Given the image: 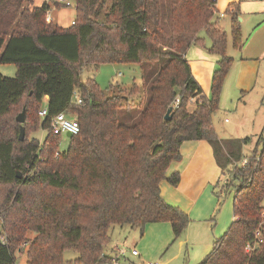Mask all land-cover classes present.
Segmentation results:
<instances>
[{
	"label": "trees",
	"instance_id": "1",
	"mask_svg": "<svg viewBox=\"0 0 264 264\" xmlns=\"http://www.w3.org/2000/svg\"><path fill=\"white\" fill-rule=\"evenodd\" d=\"M73 3L75 19L59 27L45 20L46 2L0 0V63L16 67L13 77L0 73V194L8 183L29 186L22 187L29 189L26 194L10 188L1 196L0 264H12L16 253H25L27 264H62L66 249L77 254L72 264L104 263L116 224L142 228L167 221L178 238L188 216L162 198L160 181L178 182L177 171L166 172L189 139L210 143L221 176L228 174L221 186L233 191V218L198 264H264V130L241 164L249 138H219L211 125L232 62L225 30L214 20L215 1ZM230 25L233 44L241 47L234 9ZM202 29L208 50L218 55L212 98L203 95L185 55L191 44H202ZM108 62H136L141 84L108 95L93 78L80 79L84 67ZM74 90L82 103H76ZM133 95L138 102H130ZM44 96L48 113L42 118L37 103ZM175 97L179 103L164 119ZM190 97L194 104L188 109ZM16 106L25 107L22 140L15 119L20 111L13 116L17 133L8 132L4 122ZM132 106L134 112L126 115ZM60 111L79 124L61 152L60 134L49 128L50 117ZM39 124L49 129L43 141L29 137ZM258 228L263 240L247 251ZM27 230L34 232L31 238Z\"/></svg>",
	"mask_w": 264,
	"mask_h": 264
},
{
	"label": "rangeland",
	"instance_id": "2",
	"mask_svg": "<svg viewBox=\"0 0 264 264\" xmlns=\"http://www.w3.org/2000/svg\"><path fill=\"white\" fill-rule=\"evenodd\" d=\"M66 0H32L35 6H40L42 3L47 2L49 4V12L52 17L50 25L59 26V27H68L71 25V21L75 19V7L73 0H67L69 4H65ZM225 5L220 7L217 6V13L214 17V20L225 30L226 33V46L225 52L232 58L231 65L226 72L224 79L222 80L220 90L217 97V107L214 110L211 116V125L214 128V131L218 136L224 135L225 137L231 138H244L248 137L249 141L242 148V156L248 157L249 154L255 148V141L258 134L264 130V58L258 57V51L251 46L255 43L256 40H253L257 35V22L261 19L262 14L257 9H246L252 8L253 1H250L245 5H241L240 0H223ZM26 2V1H25ZM24 2V3H25ZM28 3V2H27ZM30 3V2H29ZM33 4L29 5L32 6ZM237 5V9H235ZM234 14L237 17L238 24L240 27V35L242 40L241 47H236L233 44L231 37V18ZM220 12H223L224 15H219ZM220 16V17H219ZM198 36L202 39V44H197L191 48L186 57L192 69L196 74V79L200 86L202 87L203 95L207 98L213 97L212 91V75L214 70L217 68L216 58L218 55L212 54L208 50L209 39L202 29L198 32ZM203 48L206 53V58H201L198 53V49ZM16 67L13 63H0V73L7 77L15 76ZM87 78H93L106 94H116L122 93L125 87L131 86L132 82L136 84H141V76L139 65L136 62H119V63H101L99 65H89L83 68L80 75V79L86 80ZM145 92L147 93V87ZM130 102L136 103L139 101L140 97L132 96ZM193 101L188 100L187 105L188 109L193 108ZM39 108L46 106L44 99L37 103ZM20 111V106H16L11 113L4 120L6 122V129L8 132H16V124L14 122L13 116ZM134 112V107H130L126 110V115H130ZM226 119V120H225ZM40 122V120H39ZM17 133V132H16ZM49 133L48 127L41 126L40 124L33 129L29 137L37 138L39 141H43L44 138ZM25 138V131H24ZM69 138L65 133L59 135V140L57 142V150L63 151L67 148ZM259 149L260 146L256 145ZM22 176V173H20ZM166 179V178H164ZM166 181L170 183L167 179ZM171 184V183H170ZM3 193L0 194V200L6 195L7 190L10 188H18L23 190L26 194L28 190L23 189V186L17 183H8L2 186ZM37 187H45L44 185H39ZM2 196V198H1ZM221 203L215 213V216L212 220L211 232L213 233V240L221 236L226 229L228 228L232 218V200L233 192H229L226 195H222ZM264 204V198L262 200ZM197 222L193 224V228L190 226L188 229H185L180 236L172 240L170 238V243L173 245L176 244L179 238L187 237L190 240L192 247H198L201 242L199 240V230L196 226ZM148 225V224H147ZM120 225L116 224L110 229V234L113 237V240L123 241L125 243H119L117 246L120 249H124L128 255L127 258H130L128 246L132 240V233L138 231L137 236L141 232V237L139 243L141 246H148L146 252L150 255L152 252L156 251L158 247H149L148 245V227L146 226L145 234L144 228H129L120 229ZM123 227H128L127 224ZM143 229V230H142ZM1 231V227H0ZM115 234L118 239H115ZM26 236L32 237L34 232L27 230L25 233ZM212 236V234H211ZM211 236L209 240H211ZM214 241H212L213 244ZM190 244L188 245L190 247ZM211 244V246H212ZM166 244L164 248L167 246ZM137 246L139 247L138 243ZM129 247V248H128ZM25 249V248H24ZM139 253V252H138ZM142 254V253H141ZM76 252L72 249H66L63 251L62 264H72V260L76 257ZM137 257V256H135ZM152 260V259H150ZM27 258L25 253H16L15 259L12 264H27Z\"/></svg>",
	"mask_w": 264,
	"mask_h": 264
},
{
	"label": "crops",
	"instance_id": "3",
	"mask_svg": "<svg viewBox=\"0 0 264 264\" xmlns=\"http://www.w3.org/2000/svg\"><path fill=\"white\" fill-rule=\"evenodd\" d=\"M252 1V8L247 7L246 9H257L256 11H259L262 14V17L256 24L257 31L255 32V35L257 36L253 39L256 41L251 46V49L253 50V48H255L258 51V57L264 58V0ZM226 2L227 1L223 2V0H216L215 6L216 8L217 6L220 7V5L224 6ZM239 2L241 7V5L250 1L240 0ZM243 8H245V5ZM221 13L223 12H220V16ZM207 44L208 46L210 45V40ZM194 46L198 45L191 44L187 48L185 55L188 54ZM197 51L201 58L207 59L205 56L207 51L203 48L198 49ZM216 61H218V57L216 58ZM189 65L192 75L196 79V74L194 73L190 62ZM43 99L46 103L47 96H44ZM218 137L222 139L231 138L225 137L224 135ZM173 171L179 173L178 182L176 184H170L166 179H162L160 181V194L168 204L178 207L187 214L188 222L185 229H188L189 226L191 228L193 224L197 222L196 226L199 230V240L201 243L197 245L198 247L194 248L187 237H181L176 244L173 245V243H170L169 241L170 238L175 240L169 222H149L143 226L144 234L146 232V226H149V233L147 235L148 245L149 247L158 248L155 252L153 251L152 254L149 255L146 252L148 246H141L142 244L140 245L139 243V239L142 235L141 232L136 239L138 231L137 233L134 231L131 235L132 240L128 246L135 247L139 253L137 257L129 254L131 256L130 258H127L126 255L128 254L126 253L125 258L128 259L129 262L138 263L152 259L159 260L161 264H198L212 248L211 244L212 241H214L213 233L210 229L212 228V220L221 203L222 195H226L232 191V187L224 188L221 186V183L225 182L227 179L228 174L221 176V170L214 157L212 146L205 139L184 140L180 145V158L170 163L166 175H169ZM129 228L130 227H120L121 230H129ZM209 236H211V240H209ZM115 239H118L116 234ZM119 243L125 242L124 240L119 241V239L113 240V237L110 234V242L106 246V253L108 255L112 254L113 248ZM137 243L139 247L137 246ZM166 244L168 245L164 248ZM189 244L190 247L188 246Z\"/></svg>",
	"mask_w": 264,
	"mask_h": 264
},
{
	"label": "built area",
	"instance_id": "4",
	"mask_svg": "<svg viewBox=\"0 0 264 264\" xmlns=\"http://www.w3.org/2000/svg\"><path fill=\"white\" fill-rule=\"evenodd\" d=\"M216 2V0H213ZM65 4H69L66 0ZM223 15V13H221ZM52 19L49 9L46 11L45 20L50 21ZM73 95L75 97L76 103H82V99L79 96L77 91H73ZM190 100H194L193 97H190ZM179 103V98L175 97L171 103V107H177ZM47 107L44 106L38 110V115L40 117H45L47 115ZM49 128L54 134H62V133H71L75 134L79 131L78 121L73 117H68L63 111L55 113L49 119ZM247 162V157H244L241 161V164H245ZM255 239L252 243H247L245 249L247 251H252L259 246L261 241L263 240V232L258 228L255 231L254 235ZM126 251L124 249H120L118 246L113 248V253L108 255V260L104 261L101 264H161L159 260H144L142 262L133 263L129 262L128 259L125 258ZM129 254L132 256H137L138 251L135 247H131L129 249Z\"/></svg>",
	"mask_w": 264,
	"mask_h": 264
},
{
	"label": "water",
	"instance_id": "5",
	"mask_svg": "<svg viewBox=\"0 0 264 264\" xmlns=\"http://www.w3.org/2000/svg\"><path fill=\"white\" fill-rule=\"evenodd\" d=\"M172 107L170 106L168 108V110L166 111L165 115H164V119H169L170 118V111H171ZM16 121L20 124L19 125V133H18V138L19 140H22L24 138V127H23V123L25 121V107H23L21 109V111L16 115L15 117ZM67 137L71 136V133L67 132L65 133ZM17 177H21V174L19 172H17L16 174Z\"/></svg>",
	"mask_w": 264,
	"mask_h": 264
}]
</instances>
